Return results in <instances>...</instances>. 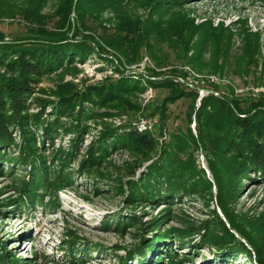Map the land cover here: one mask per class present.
<instances>
[{
  "label": "rangeland",
  "instance_id": "374dc122",
  "mask_svg": "<svg viewBox=\"0 0 264 264\" xmlns=\"http://www.w3.org/2000/svg\"><path fill=\"white\" fill-rule=\"evenodd\" d=\"M75 2L73 0V4ZM28 3L29 0H0V32L6 42L28 40L31 29H37L35 23H25L17 15V10ZM62 3L63 0H47L41 14L50 17ZM133 5L125 11L132 18L140 20L145 28L149 23L146 19L150 8L144 4ZM99 10L101 24L90 20L85 27L88 31L79 27L75 21L76 14L72 12L69 35L79 31L81 36L88 38L93 51H88L82 62L77 61L78 58L74 63H67L61 70L40 76L36 83H32L31 92L28 93V112H39V107L32 104L34 99L58 103L61 94L75 95L111 80H130L129 83L136 89L118 95L124 107H118L116 102L95 107L84 101L81 107L76 105L72 112L76 114V120L63 114L59 122L66 128L72 124L83 127L79 142L82 151L94 141L97 142L99 133L105 127L118 128L127 124L138 132L156 136L159 146L168 144L177 152L176 157L193 170L205 189L206 197L191 195L180 199L181 196L176 195L169 200L171 194L163 192L166 185L160 177L155 184L154 200L145 202L137 209H130L125 205L124 196L114 193L105 185L110 184L109 181L98 182L94 179L97 176L94 169L89 173L79 172L81 164L76 157L68 159L66 168L58 164L59 156L66 158L61 153L71 151L70 140L77 133L61 132L53 136L51 143L43 138L41 129H36L38 155L44 159V164H39L46 167V170L39 168L37 162L38 182L56 185L50 190L53 192L51 199L49 188L43 189L41 186L34 190V201L26 202L20 198L18 189L30 180L32 169L21 165L13 167L6 161L0 164V205L14 200L9 207H0V264H167L169 256L172 257L170 261L174 262L182 259V264H224V256L229 264H259L261 259H258L252 243L261 246L264 237V172H248L234 187L237 188L232 191L234 196L229 198V193L227 195L225 206L238 227L236 231L218 206V181L225 187L235 184L232 166L228 167L231 160L221 149V132L202 121L198 125L197 110L202 99L209 95L219 97L231 93L239 100L264 99V0H198L183 8L195 24L208 18L215 27L219 23L224 28L232 27L233 33L245 26L238 21L246 20L249 31L261 36V51L252 54L237 49L239 41L234 40V48L225 55L220 46L214 47L213 51L211 48L203 50L195 56L196 49L192 47L186 56L184 51L177 55L166 44L154 46L155 58L147 53L144 46L136 52L127 47V55H122L107 47L100 38L103 30L99 26L108 31V35L115 33L113 27L118 22L116 14L106 7ZM53 23L48 21L46 28L53 29ZM79 41L80 38L75 39V42ZM166 81L184 92L188 89L196 93V98L177 99L180 95L175 96L162 111V100L171 92L154 86ZM215 88H218L217 92L212 91ZM55 103L45 105L42 124L48 125L62 114L63 109L58 110ZM129 106H134V109L130 110ZM80 109L86 115L81 116ZM13 137L16 145L5 152L10 158H17L22 140L18 132H14ZM110 161L123 169L138 160L135 161L127 151H118L112 153ZM152 161L141 162L136 169L135 180L147 172L146 167ZM58 177H62L63 181L68 177L69 187L58 185ZM150 185H154L152 179ZM207 188L209 191H206ZM205 200L210 201L208 207L204 204ZM210 211L216 212L229 234L234 236L235 250L227 248L215 252V249L201 245L202 231L185 236L188 229L183 222L200 225L213 218ZM132 213L143 224L165 215L159 230H183L185 237L173 234L161 241H153V231L148 230L146 225L143 232H138L136 225H132L129 221ZM134 220L138 224L139 220ZM123 231L125 234L121 235ZM216 232L219 236L223 235L218 230ZM140 233L154 242L152 246L149 241L134 249L138 245L137 234ZM133 249L131 257H128Z\"/></svg>",
  "mask_w": 264,
  "mask_h": 264
},
{
  "label": "trees",
  "instance_id": "16d2710c",
  "mask_svg": "<svg viewBox=\"0 0 264 264\" xmlns=\"http://www.w3.org/2000/svg\"><path fill=\"white\" fill-rule=\"evenodd\" d=\"M46 1L29 0L25 7L17 10V15L23 22L36 24L37 29H31L32 31L29 34L31 36L28 40L13 39L6 42L5 37L0 32V164L6 161L10 162L13 167L21 165L29 166L32 169L30 180L24 182L21 188L18 189L20 198L32 203L35 196L34 190L37 187L49 188L50 191L56 185L47 182L39 184L38 182L37 173L39 169L37 171V162L38 164L39 162L44 164V159L41 155H38L35 130L41 129L43 138L50 140L51 143L54 139L53 136L59 135L61 132L73 135L77 133V136L70 140L71 151L62 152L61 154L65 155L66 158L59 156L58 164L66 168L69 163L68 159L76 157L81 164L79 172L89 173L94 169L97 175L94 176V179L98 182L109 181L110 184L105 183V185H108L114 193L124 196L125 205L130 209H137V207L144 206L145 202L151 203L154 200L157 188L155 184L160 177L166 185L163 192L171 194L169 200H173L176 195L181 196L180 199L191 197V195H200L205 199V189L200 185L193 170L189 166L186 167V163H182L176 157L177 152L168 144L159 146L156 136L148 132H138L127 124L118 128L105 127L99 133L97 142L94 141L82 151L79 142L81 141L80 133L83 131V127H79V124H72L66 128L59 122V118L63 114L76 120V114L72 112L76 105L81 107L84 101L95 107H101L105 103L106 106L113 105L114 102H116L115 105H119L118 107H124V105H121L123 102L118 95L136 89V86L129 83L130 80H111L98 87H88L85 91L77 92L75 95H59L58 103H54L55 107L61 111L63 109V112L51 123L46 122L49 123L48 125L41 122L43 110L45 105H54V103L34 99L32 104L39 107V112L30 114L28 112L29 106H27L28 93L31 92V84L36 83L40 76L61 70L65 67V64H72L78 58L77 61L82 62L88 51H93L88 38L81 36L79 31L69 35V31L72 29L70 22L72 12L76 14L75 21L79 27L81 26L88 31L85 27L90 20L101 24L99 20L101 17L100 8L111 9L116 14V19H118L113 27L115 33L108 35L106 34L108 31L99 26L103 30L100 38L107 47L122 55H127V47L135 49L136 52L144 46L147 53L155 58L154 46L158 44H166L177 55L184 51L185 56L192 47L196 49L195 56L203 50L211 48L213 51L214 47L220 46V49L223 50L221 52L225 55L234 48V40L239 41L237 49L252 54L261 51L259 47L261 36L259 33L249 31L246 20L238 21L245 24V26L235 33L231 31L232 27L224 28L221 23L216 27L213 26L212 20L208 18L200 24H195L194 19L190 18L188 12L185 13L183 8L192 1L198 0H76L75 4H73V0H63V3L50 17L41 14ZM142 4L150 8L146 19L149 23L145 28L140 20L132 18L125 11L130 9L132 5L135 7ZM50 20L54 21L53 29L46 28V23L48 24ZM151 35H154V37L150 38ZM77 38H80L81 41L75 42ZM154 87L168 89L171 92L170 96L162 100L160 105L162 111H165L166 105L175 96L180 95L177 99L192 98L191 96L196 98V93L188 89L187 92H184L169 81L162 82ZM212 91L217 92L218 88ZM133 107L129 106L130 110H133ZM157 109L158 107L155 108V110ZM79 113L81 116L86 115L83 109H80ZM197 118L198 125L202 121L205 125L221 132V149L224 155H228L231 160L228 167L232 166L231 174L235 184L234 186L225 187L218 181V206L231 227L238 231V227L232 221L225 204L228 193L229 198L234 196V192H232L235 189L234 187L240 183L241 178L246 176L248 172H264V99L248 98L239 100L234 98L231 93L219 97L209 95L202 99L197 110ZM37 125L40 128H37ZM118 131H121V133ZM14 132L19 133L22 142L19 145L17 158H10L5 150H9L16 145L13 137ZM118 151L129 152L134 156L135 161H139L138 166L137 161L132 166H124L123 169L116 167L110 159L112 153ZM150 160L153 161L146 167L147 172L141 174L140 178L135 180L137 167L141 166L142 161ZM102 165L104 166L101 168ZM43 166L40 165L39 168L46 170L45 165ZM61 178L58 177L60 183L58 185L69 187L68 177L64 181ZM151 179L154 181V185H150ZM206 191H209V188ZM48 194L51 199L53 192L50 191ZM13 201L3 203L0 207H6L7 205L9 207ZM209 202V200L207 202L205 200L206 207H208ZM209 213L213 218L204 221L200 225L184 221L183 223L188 229L185 236H191L202 231L201 245H207L215 249V252L227 248L235 250L234 236L229 234L216 212L210 211ZM132 214V219H129L132 225H136L138 232L140 230L143 232L146 225L148 230L153 231V241H161L173 234L178 235L180 238L185 237L182 233L183 230L168 229L163 232L159 230L160 223L166 218L165 215L161 219L155 218L147 224H143L141 219L136 218L134 213ZM134 219L139 220L138 224L135 223L136 220ZM216 230L220 231V234L223 233V235L219 236ZM121 233V235L125 234L124 231ZM137 241L138 245L134 249L149 241L151 246L154 243L152 240L146 239V236L141 235V233L137 234ZM178 242L181 243L180 240ZM262 243H264V237L261 239V246L252 243L258 259H261L259 264H264V244ZM240 247L242 246L240 245ZM134 249L129 252L128 257H131ZM238 249L242 250L241 248ZM170 259H172L171 256L168 257L167 264H182L181 261H183L180 259V261L174 262ZM223 262L229 264L225 256Z\"/></svg>",
  "mask_w": 264,
  "mask_h": 264
}]
</instances>
